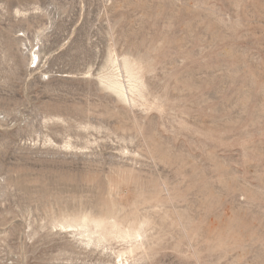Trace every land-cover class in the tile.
I'll return each instance as SVG.
<instances>
[{
  "label": "rangeland",
  "instance_id": "1",
  "mask_svg": "<svg viewBox=\"0 0 264 264\" xmlns=\"http://www.w3.org/2000/svg\"><path fill=\"white\" fill-rule=\"evenodd\" d=\"M0 264H264V0H0Z\"/></svg>",
  "mask_w": 264,
  "mask_h": 264
},
{
  "label": "bare ground",
  "instance_id": "2",
  "mask_svg": "<svg viewBox=\"0 0 264 264\" xmlns=\"http://www.w3.org/2000/svg\"><path fill=\"white\" fill-rule=\"evenodd\" d=\"M38 55V54H37ZM116 91L118 92V94L121 96V97H123L124 95H123V91H122V88H121V86H116ZM73 228V227H72Z\"/></svg>",
  "mask_w": 264,
  "mask_h": 264
}]
</instances>
